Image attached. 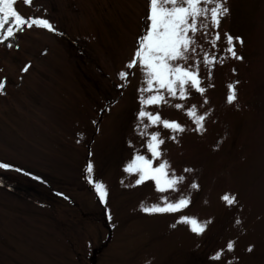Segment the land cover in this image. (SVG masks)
<instances>
[{
  "label": "rangeland",
  "instance_id": "1",
  "mask_svg": "<svg viewBox=\"0 0 264 264\" xmlns=\"http://www.w3.org/2000/svg\"><path fill=\"white\" fill-rule=\"evenodd\" d=\"M147 4L15 0L20 14L47 18L57 31L25 26L0 43V78H7L0 94V162L14 166L0 169V264H209L229 240L235 247L224 261L264 264V0H228L230 15L220 31L243 37L237 50L244 59L215 66L205 106L214 112L202 133L191 131V120L174 107L178 100L149 109L189 129L178 143L162 127L149 129L165 138L161 159L188 177L180 192L190 191L192 203L176 214L143 212L142 202L150 206L180 193H160L151 181L135 185L136 174L123 171L137 151L150 158L135 128L137 88L145 86L141 70H132L123 90L115 87L144 28ZM195 38L212 50L202 34ZM25 64L30 67L22 72ZM200 73L207 75L202 63ZM235 80L238 107L226 102ZM193 103L202 104L199 94L185 107ZM89 160L94 180L106 186L105 204L87 182ZM185 167L196 171L185 174ZM193 178L199 191L188 188ZM229 190L239 201L232 208L219 198ZM179 215L212 223L198 236L183 223L170 227Z\"/></svg>",
  "mask_w": 264,
  "mask_h": 264
},
{
  "label": "snow or ice",
  "instance_id": "2",
  "mask_svg": "<svg viewBox=\"0 0 264 264\" xmlns=\"http://www.w3.org/2000/svg\"><path fill=\"white\" fill-rule=\"evenodd\" d=\"M15 0H0V43L7 42L13 38L16 32L23 31L24 27L47 29L55 32L57 29L47 18L42 16L20 14L14 7ZM26 5H31L32 0H24ZM40 6L37 5V8ZM46 12V9H44ZM230 15L228 0H148L146 15L144 17V28L138 35L136 47L132 58L124 65V68L117 73L121 83L115 85L123 90L127 86V81L132 70L139 68L142 73V84L137 88L138 110L135 113L136 131L145 137V147L150 158L138 151L132 156L130 162L126 163L123 171L128 174H136L135 185H142L146 181L154 182L155 189L164 193L173 191L180 193L174 200L168 197H161V203H153L145 206L141 203V210L148 214H176L188 208L192 203L191 192L188 194L180 192V186L188 177L184 174H177L175 169L170 167L169 161L161 159V146L165 143V138L159 129L162 127L169 132L167 139L178 143L181 134L188 131L185 124L177 120L163 118L159 111L149 110L151 106H161L171 104L167 98H173L179 102L174 104L177 110H181L191 120L194 127L191 131L202 133L205 130V121L211 117L214 109L205 107L210 104L206 95L209 88H213V71L217 64L223 66L229 59L243 61L244 57L238 54L237 45L243 46L244 40L240 35H234L229 31H220L223 20ZM7 27L5 28V26ZM200 33L210 44V51H205L203 46L196 40V34ZM223 41V48L219 47V42ZM8 47L13 44L8 43ZM18 47V45H15ZM191 61V63H189ZM203 64L207 70V75L202 76L200 66ZM30 64H25L21 69L26 72ZM233 73L236 69H232ZM7 78H0V94H4ZM240 81L235 80L227 85L226 102L229 105L234 103L238 107V88ZM199 94L202 104L198 106L193 103L185 107L186 102L193 96ZM111 103H106L101 111L110 110ZM199 107H204V111H199ZM97 123V121H93ZM78 135H81L78 133ZM131 146V141H129ZM219 146V142L216 147ZM89 152V156H91ZM155 160H160L154 164ZM13 165L0 162V169H12ZM22 171V169H15ZM196 169L185 167L183 173L192 174ZM87 182L94 184L96 195L101 204L106 203L108 195L106 186L99 180H94V164L89 160L86 164ZM37 179H40L37 177ZM198 179L193 178L188 184L190 190H200ZM57 195H63L57 193ZM223 204L232 208L239 201L236 193L229 191L220 195ZM183 223L190 227V231L196 235H202L208 225L212 223L211 218L201 222L198 218L179 215L174 224L176 227ZM242 222L237 217L236 225ZM235 242L229 240L226 248L215 251L209 257V264H238L239 258L232 257L224 261L227 253L234 251ZM253 250V245L246 249ZM146 264H150L147 261Z\"/></svg>",
  "mask_w": 264,
  "mask_h": 264
}]
</instances>
